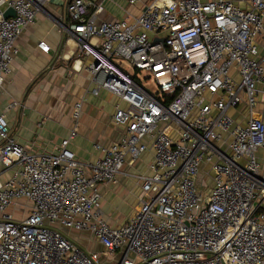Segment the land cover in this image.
<instances>
[{
  "label": "built area",
  "instance_id": "obj_1",
  "mask_svg": "<svg viewBox=\"0 0 264 264\" xmlns=\"http://www.w3.org/2000/svg\"><path fill=\"white\" fill-rule=\"evenodd\" d=\"M105 1L68 0L65 28L92 58L87 94L119 99L112 121L125 135L86 167L70 147L82 101L53 152L29 151L0 114V264H102L66 229L123 251L120 264H264V0H144L139 14L142 0H124L111 21ZM44 2L0 0V90ZM242 104L245 123L231 114ZM150 150L139 207L113 226L98 186Z\"/></svg>",
  "mask_w": 264,
  "mask_h": 264
},
{
  "label": "crops",
  "instance_id": "obj_2",
  "mask_svg": "<svg viewBox=\"0 0 264 264\" xmlns=\"http://www.w3.org/2000/svg\"><path fill=\"white\" fill-rule=\"evenodd\" d=\"M67 1L45 0L36 23L20 35L19 52L0 90V114H7L13 136L29 151L53 152L74 126L75 104L82 101L78 134L70 147L77 159L90 167L104 154V149L122 139L125 129L112 121L115 105L119 102L116 96L107 91L98 96L87 94L92 86L87 65L92 58L78 52L75 35L65 28ZM122 1L124 5L118 0H106L104 4L106 9L112 3L124 12L128 5ZM141 7L142 3L133 12L139 14ZM125 16L116 18L105 13L103 17L111 21ZM42 41L50 46L48 52L39 47ZM262 59L264 63V54ZM260 89L259 97L263 100L264 84ZM247 113L245 104L231 111L243 123ZM258 113L264 117L263 109H258ZM152 160L153 151L145 152L134 164L125 165L116 182L98 186L104 216L113 226L126 223L139 207V197L143 193L140 176L151 174ZM3 169L0 162V172ZM64 233L83 250L100 253L102 264H120L123 258V251L110 255L88 231L66 229Z\"/></svg>",
  "mask_w": 264,
  "mask_h": 264
},
{
  "label": "rangeland",
  "instance_id": "obj_3",
  "mask_svg": "<svg viewBox=\"0 0 264 264\" xmlns=\"http://www.w3.org/2000/svg\"><path fill=\"white\" fill-rule=\"evenodd\" d=\"M118 1L120 2L121 5H124V2L122 0H118ZM141 3H143V0L139 4L141 5ZM138 5L136 6V8L140 6V5L139 6ZM106 14L108 16H114L116 18H119L120 16H122L125 13L120 8H118L115 5H113L112 3H110V5L109 4L107 5ZM135 14H137V11L135 12ZM119 63L121 65H123L125 68H127L130 73H132V74L135 73V70L131 68L130 64L127 61H120ZM141 78L143 79L144 85L146 87L150 88L153 91L156 89V86L152 81L149 82L148 79H145V73L141 74ZM257 109H263L264 110V99L261 100L260 97L258 100ZM202 179H204V177H202Z\"/></svg>",
  "mask_w": 264,
  "mask_h": 264
},
{
  "label": "water",
  "instance_id": "obj_4",
  "mask_svg": "<svg viewBox=\"0 0 264 264\" xmlns=\"http://www.w3.org/2000/svg\"><path fill=\"white\" fill-rule=\"evenodd\" d=\"M16 15V12L14 10V8L12 7H9L5 12H4V17L8 18V17H11V16H15Z\"/></svg>",
  "mask_w": 264,
  "mask_h": 264
}]
</instances>
